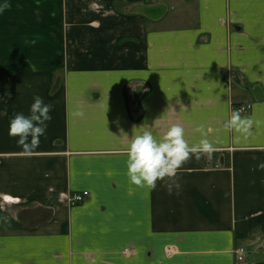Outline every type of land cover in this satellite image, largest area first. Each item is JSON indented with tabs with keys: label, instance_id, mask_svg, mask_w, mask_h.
I'll return each instance as SVG.
<instances>
[{
	"label": "crops",
	"instance_id": "1",
	"mask_svg": "<svg viewBox=\"0 0 264 264\" xmlns=\"http://www.w3.org/2000/svg\"><path fill=\"white\" fill-rule=\"evenodd\" d=\"M7 3L0 264H264V0ZM35 96L52 119L25 153L9 121ZM244 104L247 133L226 126ZM145 123L215 145L182 164L171 194L128 178Z\"/></svg>",
	"mask_w": 264,
	"mask_h": 264
},
{
	"label": "clouds",
	"instance_id": "2",
	"mask_svg": "<svg viewBox=\"0 0 264 264\" xmlns=\"http://www.w3.org/2000/svg\"><path fill=\"white\" fill-rule=\"evenodd\" d=\"M7 7L9 4L5 0V3L0 4V14ZM51 108L52 105L45 103L42 97L35 96L29 115L16 113L9 121V135L18 137L16 142L25 153L38 148L40 137L46 133L47 122L52 119ZM251 124V119L241 116L239 110L233 111L230 120L226 122L227 127L241 133H247ZM137 128L141 131L131 136L126 165L130 182L138 187L155 188L157 181H162L171 194L174 188L179 187L177 170L182 164L193 156L199 159L201 153L210 154L215 147L206 136L197 144H189L185 138V129L180 124H172L163 134L147 123ZM195 130L200 132L202 128L198 126ZM257 167L264 169V162Z\"/></svg>",
	"mask_w": 264,
	"mask_h": 264
},
{
	"label": "built area",
	"instance_id": "3",
	"mask_svg": "<svg viewBox=\"0 0 264 264\" xmlns=\"http://www.w3.org/2000/svg\"><path fill=\"white\" fill-rule=\"evenodd\" d=\"M249 109H250V104H244V105H240L238 107H235L234 111L235 110H239L240 113H243V112H245V111H247ZM215 167H219V165H215ZM87 195H88L87 191L73 193L69 197L68 201L71 204L80 203L87 197ZM233 252H234L236 261L239 262V263L243 262L245 254H246V249L244 247H242V246H237V247H235Z\"/></svg>",
	"mask_w": 264,
	"mask_h": 264
},
{
	"label": "rangeland",
	"instance_id": "4",
	"mask_svg": "<svg viewBox=\"0 0 264 264\" xmlns=\"http://www.w3.org/2000/svg\"><path fill=\"white\" fill-rule=\"evenodd\" d=\"M87 196H88V195H87ZM84 200H85V199H84ZM84 200H83V201H84ZM76 204H77V203H76ZM73 205H74V204H73Z\"/></svg>",
	"mask_w": 264,
	"mask_h": 264
}]
</instances>
